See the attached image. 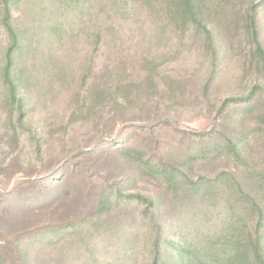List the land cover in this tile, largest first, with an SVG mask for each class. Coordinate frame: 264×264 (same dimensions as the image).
Segmentation results:
<instances>
[{
    "label": "rangeland",
    "instance_id": "374dc122",
    "mask_svg": "<svg viewBox=\"0 0 264 264\" xmlns=\"http://www.w3.org/2000/svg\"><path fill=\"white\" fill-rule=\"evenodd\" d=\"M175 6L12 0L19 104L0 1V264H176L264 196V0Z\"/></svg>",
    "mask_w": 264,
    "mask_h": 264
},
{
    "label": "trees",
    "instance_id": "16d2710c",
    "mask_svg": "<svg viewBox=\"0 0 264 264\" xmlns=\"http://www.w3.org/2000/svg\"><path fill=\"white\" fill-rule=\"evenodd\" d=\"M3 6L2 24L7 29L11 38V46L7 51V63L3 69L4 82L7 85L10 99L21 103L19 92L12 77V53L18 47V38L10 23V2L12 0H0ZM178 13V18H185L182 10L194 19L199 21L198 4L201 0H174ZM206 33L210 37V31L206 28ZM258 55L264 58V50L257 44ZM229 152L239 155L237 147L230 141L228 143ZM137 151H135L136 153ZM137 154V153H136ZM141 161V157H134ZM264 170V169H263ZM229 176V175H227ZM220 178V177H219ZM215 179L213 183L223 182ZM204 179V178H201ZM235 181V180H234ZM200 180L191 186H198ZM191 186L189 188H191ZM236 190L235 198L237 206L242 204V209L236 216L225 222L224 227L217 229L213 235L206 234L200 245L192 243L183 244L179 249L184 252L189 251L187 256L177 257L176 264H264V196L262 190L255 189L251 192L245 191L242 184L237 180L234 184ZM151 205V204H150ZM187 243V242H186ZM157 247V246H156ZM160 256L159 248H154L151 264H157Z\"/></svg>",
    "mask_w": 264,
    "mask_h": 264
}]
</instances>
